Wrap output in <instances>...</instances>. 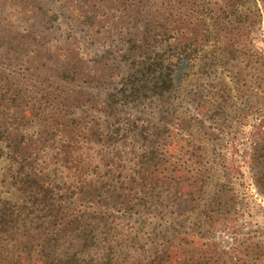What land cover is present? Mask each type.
Returning a JSON list of instances; mask_svg holds the SVG:
<instances>
[{
  "label": "trees",
  "instance_id": "trees-1",
  "mask_svg": "<svg viewBox=\"0 0 264 264\" xmlns=\"http://www.w3.org/2000/svg\"><path fill=\"white\" fill-rule=\"evenodd\" d=\"M212 1L198 5L190 25L175 20L163 33L146 29L137 39L145 50L134 56L114 96L123 104L133 100L149 107L161 124L189 97L200 102L195 110L201 114L215 96L210 106L233 123L244 85L259 102L264 55L251 47L245 53L241 39L249 26L245 18H252L251 25L264 20V0H216L218 7L210 8ZM249 68L252 77L258 74L255 81L243 78ZM112 98L107 115L118 123L109 122L104 131L110 142L101 137L92 148L88 138L78 136L80 146L52 149L44 166L26 162L33 153L22 156L7 143L8 135L0 134V168H6L0 180V264H240L222 243L215 244L225 194L181 193L172 171L144 175L145 160L154 168L165 162L152 148H157L152 132L121 116L123 104ZM194 117L202 129L203 121ZM130 142L129 154L138 162L127 174L117 162ZM204 238L212 241L210 252L200 245Z\"/></svg>",
  "mask_w": 264,
  "mask_h": 264
},
{
  "label": "rangeland",
  "instance_id": "rangeland-1",
  "mask_svg": "<svg viewBox=\"0 0 264 264\" xmlns=\"http://www.w3.org/2000/svg\"><path fill=\"white\" fill-rule=\"evenodd\" d=\"M201 2L0 0V134L8 135L7 143L22 156L33 153L26 162L42 166L54 156L52 149L80 146L78 136L98 148L95 143L110 129L109 122L118 123L107 115L109 99L123 104L114 94L134 56L145 50L137 39L146 29L163 33V26L175 20L187 26L195 21ZM214 2L210 8L218 7ZM251 21L245 18L249 26L241 39L244 52L251 47L264 55V20L253 25ZM245 74L250 81L258 75L252 77L250 68ZM245 88L235 105L241 111L234 123L210 106L215 96L207 99L210 104L202 97L208 109L201 114L195 110L202 107L200 102L189 97L163 124L149 107L136 106L133 100L120 108L121 116L152 132L151 142L157 146L152 148L165 162L154 168L145 160L144 175L172 171L181 193L225 194L227 203L219 210L220 221H215V244L222 243L240 264H264V254L259 255L264 251V97L256 102ZM195 115L203 121L200 130ZM101 141L110 142L106 137ZM132 145H126V155L121 153L124 157L117 162L127 174L138 162L129 154ZM5 169L0 168V180ZM211 243L204 238L200 245L210 252Z\"/></svg>",
  "mask_w": 264,
  "mask_h": 264
}]
</instances>
